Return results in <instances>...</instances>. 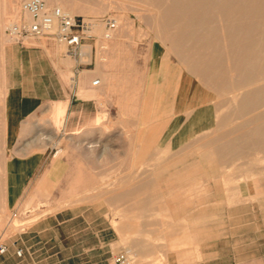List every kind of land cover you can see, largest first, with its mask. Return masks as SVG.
<instances>
[{"label":"rangeland","instance_id":"rangeland-1","mask_svg":"<svg viewBox=\"0 0 264 264\" xmlns=\"http://www.w3.org/2000/svg\"><path fill=\"white\" fill-rule=\"evenodd\" d=\"M46 1L95 22L92 81L102 73L110 80L80 89L96 97L101 122L89 113L79 129L65 130L58 116L66 103H50L35 115L32 133L17 134L8 124L0 54V245L9 248L0 264H20L14 256L22 233L68 208L94 209L113 253L127 250L131 233L161 248V230L186 232L191 241L178 248L194 253L208 224L244 223L246 238L264 227V148L208 143L256 126V115L264 121V99L262 106L240 107L242 96L264 87V0H231L228 13L222 0ZM115 19L107 41L105 26L115 28ZM196 21L202 29L193 33ZM186 33L183 52L177 42ZM191 53L205 63L215 58L217 81L193 71ZM225 84L230 90L221 91ZM77 179L82 188L72 183ZM145 179L140 194H107ZM165 257L147 256L145 264H168Z\"/></svg>","mask_w":264,"mask_h":264},{"label":"crops","instance_id":"crops-1","mask_svg":"<svg viewBox=\"0 0 264 264\" xmlns=\"http://www.w3.org/2000/svg\"><path fill=\"white\" fill-rule=\"evenodd\" d=\"M23 1L0 0V54L7 87L8 124L17 129L13 133H32L36 114L50 107V103L55 107L57 103L65 102L63 128L79 129L89 113L95 120L99 109L95 96L80 95L81 88L94 89L92 78L98 61L94 46L86 41L81 54L72 55L67 53L64 42L52 37L26 39L24 42L11 39L8 25L26 18ZM61 3L67 5L64 1ZM80 12L91 13L87 7H82ZM30 164L37 165V162L34 160ZM72 166L82 168V164ZM73 183L82 188L80 180ZM64 196L70 198L72 194ZM114 227L117 233L121 231L116 221ZM106 229L94 209L68 208L66 212L43 218L22 233L16 241L17 250L22 249V254L15 251L14 257L19 258L20 264H107L113 251L111 239L105 237ZM174 230L160 231L161 248L146 244L143 234L135 236L139 240L136 241L133 239L136 234L132 233L130 240L125 235L128 240L125 247L131 253H140L146 262L147 256L163 254L168 264H264V227L260 225L252 228L251 238H246L244 223H225L219 229L208 224L194 253L178 248L190 243L191 238L186 232ZM6 247V251L0 254L9 252Z\"/></svg>","mask_w":264,"mask_h":264},{"label":"built area","instance_id":"built-area-1","mask_svg":"<svg viewBox=\"0 0 264 264\" xmlns=\"http://www.w3.org/2000/svg\"><path fill=\"white\" fill-rule=\"evenodd\" d=\"M22 10L29 15L30 19L12 22L7 28L10 38L17 42L48 36L64 42L67 53L80 55L83 44L94 40L95 22L84 16L70 14L59 6H52L46 0H24ZM99 83L100 79L95 78L93 85ZM6 249L5 245H0L1 253ZM17 253L21 255L22 249H19ZM107 264H133V257L124 249L113 253Z\"/></svg>","mask_w":264,"mask_h":264},{"label":"bare ground","instance_id":"bare-ground-1","mask_svg":"<svg viewBox=\"0 0 264 264\" xmlns=\"http://www.w3.org/2000/svg\"><path fill=\"white\" fill-rule=\"evenodd\" d=\"M230 1L231 0H222L221 7H222V10L224 12H226V13L232 11L231 7H230ZM195 3L199 4V0H195ZM59 7H61V6H59ZM62 9L65 10L64 8H62ZM65 11L70 13V14H73V13L67 11V10H65ZM71 11L74 12V10H71ZM25 19L28 20L30 18H25ZM102 22L104 24V21H102ZM198 24H200L198 21H196V24L193 23V26H196L194 28V30H193V33L194 32L198 33V31H200L202 29L201 25H198ZM98 25H99V23H98ZM104 26H105V24H104ZM117 27H118V23H117L116 19H115V28L107 29V27L105 26V30L106 31L104 30V38L107 41H109V40H111V38H113L114 31L117 29ZM187 30L190 32L191 29L190 28H186L185 31L187 32ZM187 44H188V34L186 33V34H183L182 36H180L179 41L177 42L178 49H180V51H183V52L186 51L185 48H186ZM250 47H252V46H250ZM186 52L184 53L185 54L184 56L187 55ZM196 56H195V53H191V55L188 54V56H187L190 64L192 65L191 68L193 69V71L196 70L197 72H199V75L201 77H204L205 79H207V81H211V82L212 81H217V78H218L217 72H216L217 69H216V66L214 64L215 58L213 57V58H211V61H209L208 63H205V62L202 61L201 58H199V57L197 58ZM255 75L256 74H253L251 76H247L244 79V83H249V81L253 82L254 79H255ZM100 77H101L100 78V83L104 82V83L108 84V82L110 80V77L107 74H103L102 73L100 75ZM93 81H92V84H93ZM228 90H230V87L228 85H226V84L222 85L221 91H228ZM263 99H264V87L255 88V89H253V93L251 95H244V96L241 97V99H240V104H241L240 107H248V106H250V107H255V106L258 107V106H262ZM64 112H65V107L63 105V106H61V109L59 111V116H58V123L59 124H60V121L62 119V116L64 115ZM260 118L261 117L259 115H256L255 117H253L252 120L258 121L257 125L256 126H252V128L243 131L241 134H239L236 137H233V138H230V139H227V140H225V139H222V140L214 139V140L208 141V143L211 146L213 145V146H216V147L217 146H219V147L222 146L223 147V146L238 145V146H240L241 149L242 148L245 149L246 147L264 148V121H261ZM95 120H96L97 123L101 122V116H97V118ZM243 126H244V123H241L238 127L243 128ZM232 130H230V131H232ZM90 146H93V144H91ZM147 181L148 180L145 179L143 181L137 182L136 185H134V186H132L130 188L122 189L121 191L113 192V193H107V194H121V196H122V194H135V193L137 194V192L141 193V192H143L142 189H144V187H146ZM72 183L70 181V184H72ZM117 197H118V195H115V198H117ZM132 254L134 256H136V259L133 260V264H145V263H147L146 261L143 260V258L142 259L138 258V257L141 258V256H139L140 253L133 252Z\"/></svg>","mask_w":264,"mask_h":264}]
</instances>
